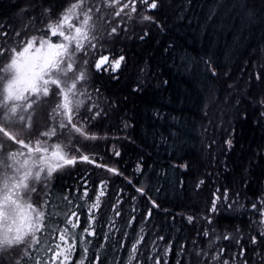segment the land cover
I'll return each mask as SVG.
<instances>
[{"label":"flooded vegetation","instance_id":"af4514ba","mask_svg":"<svg viewBox=\"0 0 264 264\" xmlns=\"http://www.w3.org/2000/svg\"><path fill=\"white\" fill-rule=\"evenodd\" d=\"M1 1L2 4L11 5L14 15L10 23L5 21L4 17L0 26V53L17 54V60L0 59V66L11 64L15 69L24 66L38 71L33 77L23 79L22 75H12V80L1 81L5 91L0 103V114L5 115V121H16L13 125H7L16 134L7 131L6 126L2 124L5 127L0 129L4 137L2 141L4 144L15 146L20 153L26 151L20 156L27 162L42 160L58 163L52 167L54 178L51 176L50 180L48 216L46 223H42L40 228L43 242L46 243V253L44 257H40V245H36L26 252L27 256L15 254L16 258L31 259V264H129L132 244L142 235L143 239L137 245L138 251L132 257L131 264H144V258H151L148 264H153L155 259H159L160 264H264V160L261 157L255 161V174L242 172L238 176L239 172L232 169L229 163L233 157L232 143V147L228 149L230 154L220 156L221 166V158L214 157L211 163L213 169L207 171L206 178H198L197 172L187 170L141 173L128 170L125 165L119 164L123 162V156L110 154L113 152L112 148L106 154L98 143L84 141L91 146L97 145L96 149L85 150L83 146H74L75 153L70 150V144H74L75 140L80 142L91 134L86 132L85 123L72 122L70 112L73 111L79 119L82 108L72 106L69 101L72 95L68 96L63 93L64 90L58 88L60 84L52 75H48L47 66L54 68L76 64L71 61L69 54L73 48L85 53L98 50L102 43L99 44L100 39L97 36L103 33L104 24L111 23L115 32H126L135 19L145 22L143 16L150 13L142 6L140 0ZM133 5L136 7L135 12L132 11ZM19 14L21 17H18ZM27 36L30 37L24 39ZM47 47L57 50L55 61L53 58L47 61L29 57L32 51H37L38 48L47 50ZM19 48L29 49L28 54L25 53L27 57L18 55ZM110 55L111 59L107 65L109 70L97 72L98 74L118 76L122 70L125 57L123 56L120 68L112 72L111 64L120 56ZM79 62L81 65L87 61L84 58ZM18 88H27V91L21 93ZM36 89L41 90L43 97L57 96L54 108L64 122L59 128L39 122L33 111L24 112L31 109L28 105L30 98L39 95L28 90ZM85 94L86 92L78 90V94L74 95ZM29 114H32L33 118L28 117ZM54 147L57 149L54 150ZM82 155H89L95 163L82 162ZM73 157H76L74 165L67 166L63 163ZM96 164L115 167L123 175L109 173L106 168L96 167ZM124 177L132 180L137 187L143 186L148 196H152L160 205V208L152 210V216L147 220H142L141 214L147 216L151 202L147 196L141 198L136 194L135 189L127 184ZM233 177L236 179L231 182ZM16 179L17 177L8 185L0 180V242L4 249L7 239L6 226H3L6 222L5 212L13 206L18 208L21 204L20 189L27 184V181ZM55 179L63 181L59 192ZM102 181L107 182V190L100 196ZM200 181L204 183L200 184ZM154 186L161 188L158 195L155 194ZM121 189L128 196L137 195V212L131 213L130 201L117 204L115 193ZM98 196V208H91ZM216 197H219V200H216L217 211L213 212L212 202ZM120 199L124 201L127 196L122 194ZM34 209L35 214L38 213L36 202ZM117 210L120 211L119 216L116 215ZM72 212L76 215L72 216ZM90 215L95 218L91 227ZM131 215H135L136 220L129 224ZM189 217H192L191 221ZM69 218L77 224L76 228L67 223ZM8 224L17 227L18 221L13 217L12 221L9 219ZM86 228L89 231L94 229L95 235H88ZM62 233L66 234L64 242L60 240ZM124 233H127V236ZM105 234L108 235V240H105ZM253 238L255 243L252 242ZM69 244L72 245L71 255L66 261L63 256L53 259L57 256L56 252L63 253Z\"/></svg>","mask_w":264,"mask_h":264},{"label":"trees","instance_id":"16d2710c","mask_svg":"<svg viewBox=\"0 0 264 264\" xmlns=\"http://www.w3.org/2000/svg\"><path fill=\"white\" fill-rule=\"evenodd\" d=\"M236 1L164 0V11L157 21L159 27L135 19L130 29L120 32L122 37L117 36L111 42L105 38V43L102 41L92 56H124L123 68L118 76L100 75L94 70L89 73L90 89L81 88L86 94L79 103L72 104L82 108L79 119L70 112L72 122L85 123L88 127L95 124L93 130L101 133L98 137L101 142L97 145L106 154L111 148L118 150L124 159L119 164L128 170H135L140 164L142 171L187 170L197 172L198 178H206L207 171L213 169L214 157L230 154L226 143L230 139L234 144L229 162L232 169L239 172L238 176L242 172L255 174L256 168L248 164L258 157L264 160V134L256 135L264 129V87L261 85L264 80L257 79L261 76L260 70L249 74L260 54L257 49H264L261 32L264 25L248 24L242 34L239 27L244 24L241 11L264 12L259 8L261 0H244V8H232L231 17L224 23L232 28L226 29L223 36L218 35L219 43L212 48L213 29L222 21L216 17L218 7L222 9L227 3L232 7ZM4 6L6 10L0 8V17L8 21V15L13 17L14 10L0 0V7ZM146 31L148 35L141 39ZM104 33L110 37V30ZM236 38L242 39V47L230 53ZM227 50L229 60H226ZM205 61L218 65L216 78L204 75ZM89 64L91 71L94 63ZM82 66L88 67L86 63ZM181 69L185 72L181 73ZM137 88L141 90L133 91ZM87 107L94 111L87 112ZM197 128L201 130L200 135L196 133ZM201 142V152L207 153L208 162L198 151ZM250 144L256 150L246 152ZM97 145L82 143L85 150L96 149ZM221 161L222 158L220 166ZM209 162L210 167L206 164ZM35 164L41 170L51 171L48 161L38 160ZM50 175L54 178L52 171ZM235 179L231 178V182ZM55 181L59 192L63 181ZM48 205L47 196L39 205L41 224L46 223ZM32 262L24 258L19 264Z\"/></svg>","mask_w":264,"mask_h":264},{"label":"rangeland","instance_id":"374dc122","mask_svg":"<svg viewBox=\"0 0 264 264\" xmlns=\"http://www.w3.org/2000/svg\"><path fill=\"white\" fill-rule=\"evenodd\" d=\"M227 4L224 6H221L222 9L218 7L219 13L216 12V15L219 14L218 16H216L217 20L218 21L222 20V21L213 29L212 48H216L219 43L218 35L223 36L227 32V30H231L232 26H230L229 24H224V23H225V19L231 17L232 8L238 7V6L240 7V9L244 8L243 7L244 0H237L233 4L232 7L229 6L230 4H228L227 6ZM0 8L1 10H6L5 6L0 7ZM259 8L261 10L264 9V0H261ZM241 13L243 14V17H244V19L242 17V21H244V24L242 25V27L238 26L241 34L248 27V24L262 23L261 25L262 26L264 25V12H261V14H258V13L253 14L252 11L249 13H243L241 11ZM1 14L3 13L1 12ZM8 16L10 20H8L7 22L11 21V18H12V15H8ZM18 17H21V15L19 14ZM110 20L112 21L113 19L110 18ZM119 21H126V20L119 19ZM3 22H4L3 18L0 17V24H2ZM102 29H103V33L97 36V38L99 37L100 39V41L98 40L99 44H101L102 43L101 41H103L105 38H106L105 39L106 42H111L117 36L122 37V34L120 32H113V27H111V23H109L108 25L104 24V27ZM109 30H110V37H106L104 32H107ZM261 32L264 33L263 30ZM29 37L30 36L24 37V39H27ZM24 39L22 41H24ZM241 40L242 39L240 38L235 39L234 44L231 47L230 53H233L242 47L240 43ZM103 42L105 43V41ZM226 43L228 44V42ZM38 49H36L37 51H32L31 53H29V57H33L34 59L36 58L38 60L47 59V61H49L52 58L54 59L56 57L55 52H57V50L53 48L47 47L46 48L47 50L43 48H38ZM27 50L29 49L27 48ZM27 50L26 49L21 50L19 48L17 50V52L19 53L18 55L20 56L24 55V57H27L26 56V54H28ZM229 50H227L226 60L230 59V56L228 55ZM257 50H258L257 52H259L260 54H259V57L256 59L257 60L256 63H253V66L251 68L253 72L251 71L249 75H252L251 73L256 74L257 70H260L261 71L260 81H261V80H264V49H257ZM93 53H94L93 51H87L86 53L84 51L79 52V49L73 48V50L69 52V54H70L71 61L75 62L76 64H73V65L66 64L65 66H62V67L57 66L54 68L52 66H47V69L49 70L48 75L53 74L52 75L53 78H55L58 84H60L61 88L59 86L58 88L61 90H64L63 91L64 94L68 96L72 95L69 98V101L72 104H77L82 100L83 95H80V96L74 95V94H78L79 89L80 90L81 88L82 89L85 88L86 90L90 89V87H88L90 86L88 75H91L89 73H91L93 70L96 72L95 66H96V61H97V57L92 56ZM251 54H254V52H252ZM16 55L17 54L8 55V53H3L0 55V59H6L7 57L9 60L16 59L17 58ZM84 58L86 59V61H88L86 62V64L88 65V67L86 68L82 66L83 64L80 65L81 62H79V60L82 61L84 60ZM89 63H94L91 71H89L90 70ZM35 72H38V71L30 67L21 66V68L16 67L15 69L13 68L11 64H8L3 67L0 66V103L2 102V94L5 91L2 88L3 86L2 84L3 82H1L2 80H6V79L12 80L13 79L11 77L12 75H17V76L22 75L21 77L25 79L27 77H33ZM180 72L184 73L185 71L181 69ZM261 85L264 87V82ZM26 89L27 88L19 89V92L25 93V91H27ZM257 89L260 90V87L257 86ZM28 91L33 92L35 95L38 93L39 95L35 98H30L31 101L28 105L31 107V109L24 110V112L26 111L35 112V118L36 119L38 118L39 122L47 123L50 127L54 126L55 128H59V125L64 124L60 113L57 112V110L54 108V103L57 100L56 95H50L48 97H43L42 93L40 92L41 91L40 89L28 90ZM225 100L227 102L228 98H226ZM92 110L94 111V109H89V107H87V112L92 111ZM228 110L226 111L230 113V111ZM32 114H29L28 117L33 118ZM4 117L5 115L3 116L2 114H0V129L2 127L5 128L4 126H2V124H4L6 126L5 129H7V131L11 132L12 134H16L14 130H12L11 128L7 126L10 123L13 125V123H16V121L13 122L12 120H10V122H8L7 120L6 121L4 120ZM11 117H15V116H11ZM95 126H96L95 124L91 123L89 125V129L92 133H90V131L88 130V126H87L86 132L91 134V136H95L98 138L100 137L101 133H99L96 130H93L95 129ZM262 128H264V126H262ZM261 130L262 131L258 132L256 135L259 134L260 136V134H264V129H261ZM200 131H201L200 128L196 129V133H198V135L201 134ZM227 136H230V133ZM253 136L254 135H252V139H254L255 137ZM3 138L4 137L2 135V132L0 131V180H2L4 183L8 185L10 182L14 181L15 177H17L16 181L17 180H20L23 182L27 181V184L23 185L22 188L20 189L21 204L18 206V208L16 209V207L13 206L11 209L8 208L5 212L6 222L5 224H3V226L4 225L6 226L7 239H6V247H5L6 249L1 247L2 242H0V264H19L22 261V259L16 258L15 254H19L25 257L27 256L26 252L30 248L36 245H40V251L43 253V254L42 253L39 254L40 257H44L43 255L46 253V243L43 242L44 237L42 236L41 231L39 232L41 228V220H42V216L41 214H39L40 213L39 205L43 199H46V197L49 196V191H50V186H51L50 184V180H51L50 172L51 171H48L49 169L41 170V168H39L35 164L37 162L31 163V162H27L24 159H22L21 156L26 151H22L21 156H20V151L18 150V148L12 145L4 144L2 141ZM84 141H87L90 143H100L101 139L86 138V139H81L80 142L78 140H75L76 144L74 143L75 145L73 144L70 150L73 151V153H75L76 149L74 148V146L82 147V143ZM198 147H199L198 151H200V154L203 155L206 162H208L207 161L208 157H206L208 156L207 153L201 152L202 142ZM53 149L56 150L57 148L54 147ZM246 149H247L246 152H251L253 150L255 151L256 147L250 144L249 147H246ZM206 164L207 166L210 167V162ZM248 166L250 168H253L257 165L255 161L254 162L250 161ZM35 202L38 208V213L36 214H35V209H34ZM13 217H15L16 220L18 221L17 227L9 226L8 224L9 219L12 221ZM19 222H21V225H19ZM55 255H57V252L55 253Z\"/></svg>","mask_w":264,"mask_h":264},{"label":"snow or ice","instance_id":"6c2138e0","mask_svg":"<svg viewBox=\"0 0 264 264\" xmlns=\"http://www.w3.org/2000/svg\"><path fill=\"white\" fill-rule=\"evenodd\" d=\"M140 2L142 4V6L144 8H146L149 11V13H150L149 15H144L142 19L144 21L149 22V24H151V25L159 27V25L157 24V21L160 20V17L162 15L163 11H164V7H165L164 0H140ZM125 7H128V5H125ZM132 11L133 12L136 11L135 5L132 6ZM117 15H119V12L117 13ZM115 31L116 30L113 29V32H115ZM147 35H148V32L146 31L144 33V36H141L140 38L144 39V37L147 36ZM167 50L168 49H166V51ZM107 60H108V57L105 56L100 61L97 62L96 66H95L97 72H105V71L109 70L107 65H106V63H105ZM123 60H124V57L120 56L118 59H116L114 62H112L111 71L112 72H116L120 68L121 62ZM214 64H215V62H212V63H209L208 61L204 62V75L207 76L208 78H216L217 77L216 67H218V65L214 66ZM225 75H227V74L225 73ZM257 79L259 80V79H261V77L257 76ZM165 83H167V81H165ZM229 87H231V85ZM140 90H141L140 88L133 89V91H140ZM96 115L98 116V115H100V113L97 112ZM125 127H127V125H125ZM96 138L97 137H95V136H91L88 139H96ZM227 144H228V147L231 148L232 147V140H228ZM113 155H115L116 157H120L121 153L118 150L113 149ZM80 160L82 162H86L88 164H94L95 163V160L93 158H91L89 155L80 156ZM63 163L65 165H67V166L74 165L76 163V157H73L70 160H64ZM96 167H98V168H101V167L102 168H106L109 173H113L114 175H117V176L123 175V173L120 172L117 168L109 167L107 164H96ZM135 171L137 173H141L142 172V168H141L140 164H137ZM124 179L127 180V184L128 185H130L132 188L135 189V193L136 194H139V196L141 198L147 196L148 200L151 202V207L147 209V216H144L143 214H141V219L142 220H147L148 217L152 216V210L160 208V205L157 204L156 200L152 196H148V193L145 191V188L143 186L137 187L136 185H134L132 183V180L128 179V177H124ZM203 183H204V181H200V184H203ZM197 187H199V185H197ZM101 188H102V191L100 192V196L104 195V192L107 190V182L106 181H102L101 182ZM160 191H161L160 187H155V194L156 195H158L160 193ZM122 194L124 196H127V199L124 200V201H121V199H120ZM85 195H87L86 192H85ZM115 195L117 196V204L128 203L130 201L131 204H132L131 213L137 212V208H136L137 195L133 194L131 196H128L127 193L123 192V189H121L120 192L115 193ZM224 198H225V200L227 199V191H225V193H224ZM99 199H100V197L98 196L97 199H96V202L91 205V208H98ZM216 200H219V197H216V199L213 200V202H212L211 211H213V212L217 211ZM255 207H256V205L254 204L253 208H255ZM91 208H90V211H91ZM164 211H166V210H164ZM71 215L75 216L76 213L72 212ZM116 215L117 216L120 215V211L119 210H117ZM191 219H192V217H189V221H191ZM135 220H136V216L135 215H131V220L129 221V224H131V222L135 221ZM67 223L71 224L73 228L77 227V224L73 223L71 218L68 219ZM94 223H95V218H94V216L90 215L89 216V227H91L92 224H94ZM85 232L88 235H91V236L95 235V230L94 229L92 231H89V229L86 228ZM141 232H143V229H141ZM72 235H75V233H72ZM124 235L127 236V233H124ZM108 239H109L108 235L105 234V240H108ZM142 239H143V236L141 235L132 244L131 252H130V255H129V264H131L132 257L137 253V251H138L137 245L141 242ZM161 239H162V237H161ZM60 240L62 242H64L66 240V234L65 233H62L60 235ZM252 242L255 243V239L254 238H253ZM121 246H123V245H121ZM71 247H72V245L69 244L67 247L64 248L63 253H57V256H54L53 259H56L58 256H63L64 260L66 261L67 257L69 255H71ZM149 259H151V258H144V264H148V260ZM97 261H99V257H97ZM153 264H160L159 259H155L153 261Z\"/></svg>","mask_w":264,"mask_h":264},{"label":"water","instance_id":"95a60500","mask_svg":"<svg viewBox=\"0 0 264 264\" xmlns=\"http://www.w3.org/2000/svg\"><path fill=\"white\" fill-rule=\"evenodd\" d=\"M107 57H108V60L105 62L106 63V65L109 63V59H110V56L109 55H106ZM103 57H105V56H102V57H100L99 59H98V61H100ZM97 61V62H98Z\"/></svg>","mask_w":264,"mask_h":264}]
</instances>
